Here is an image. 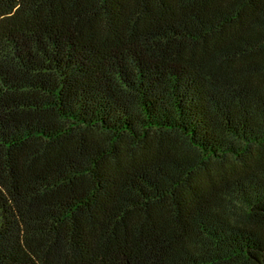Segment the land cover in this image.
Wrapping results in <instances>:
<instances>
[{
	"label": "trees",
	"instance_id": "16d2710c",
	"mask_svg": "<svg viewBox=\"0 0 264 264\" xmlns=\"http://www.w3.org/2000/svg\"><path fill=\"white\" fill-rule=\"evenodd\" d=\"M0 264H264V0H0Z\"/></svg>",
	"mask_w": 264,
	"mask_h": 264
}]
</instances>
